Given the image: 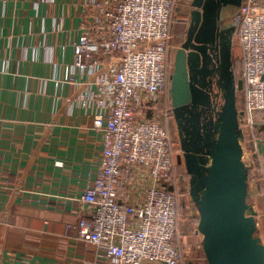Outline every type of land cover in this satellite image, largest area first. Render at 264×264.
I'll return each mask as SVG.
<instances>
[{
  "label": "built area",
  "instance_id": "2783aa9c",
  "mask_svg": "<svg viewBox=\"0 0 264 264\" xmlns=\"http://www.w3.org/2000/svg\"><path fill=\"white\" fill-rule=\"evenodd\" d=\"M175 2L84 5L75 59L65 69L66 81L87 87L78 98L102 134L96 179L70 197L79 206L77 245L90 255L84 264H179L182 259L179 195L169 189L180 150L165 125L173 108L164 97L173 66ZM234 20L245 98L238 116L252 134H264V0H243ZM77 74L88 80L79 81ZM253 140L260 151L264 138Z\"/></svg>",
  "mask_w": 264,
  "mask_h": 264
},
{
  "label": "crops",
  "instance_id": "0c3cea01",
  "mask_svg": "<svg viewBox=\"0 0 264 264\" xmlns=\"http://www.w3.org/2000/svg\"><path fill=\"white\" fill-rule=\"evenodd\" d=\"M88 1L0 0V264L90 257L77 245L79 206L70 197L96 179L102 134L78 98L87 87L65 80ZM258 160L248 201L264 234V143Z\"/></svg>",
  "mask_w": 264,
  "mask_h": 264
},
{
  "label": "water",
  "instance_id": "95a60500",
  "mask_svg": "<svg viewBox=\"0 0 264 264\" xmlns=\"http://www.w3.org/2000/svg\"><path fill=\"white\" fill-rule=\"evenodd\" d=\"M242 2L192 1L187 36L170 75L180 141L177 161L184 164L199 202L198 231L209 264H264V242L250 212L249 169L238 122L237 92L244 81L233 70L234 12ZM215 80L225 89L219 130L213 114L220 95L214 94Z\"/></svg>",
  "mask_w": 264,
  "mask_h": 264
},
{
  "label": "rangeland",
  "instance_id": "374dc122",
  "mask_svg": "<svg viewBox=\"0 0 264 264\" xmlns=\"http://www.w3.org/2000/svg\"><path fill=\"white\" fill-rule=\"evenodd\" d=\"M192 1L193 0H176L175 2L174 12H173V23H172L173 38L170 43V62L173 65L171 66L170 70H172V72L174 69L176 51L185 41V38L187 36V30L191 18V11L194 9V6L192 5ZM179 10H181V13H178ZM233 39H234L233 40V64H234L233 70L236 76L237 73L238 75L240 74L241 76L242 75V68L240 63L241 51L238 45L237 36L234 35ZM221 77L220 75H218L217 80L222 79ZM217 80H215V86H216V92L220 93L219 95L220 99L218 97L219 105L216 108L215 119H216V130H219L222 120L219 113H221L225 105V89L224 87L223 88L218 87L219 85L217 83ZM170 85L171 83H169L167 92L165 93L164 96L166 97L165 100L168 103V107H172ZM236 101L238 108L244 109L245 98H244V92L242 90L238 91ZM171 119L175 120L174 116ZM238 122L241 123V126L239 127L240 133L242 132L241 143L246 150L243 159L246 163V166L248 165L249 167L250 182L255 183V177H258L259 175L260 165H258L257 162L259 150H256L255 145H253V142H251L250 139L245 137V135L243 137V133L245 134V131L246 133L247 131H249V129H247V126L245 127V125L247 124V120H244L243 122L242 120L238 119ZM169 131L175 150L176 151L180 150L179 133H178L176 121L171 122V129L169 128ZM250 135H251L250 138L252 139H254L255 137L258 138L261 137L259 132L255 134H252L250 132ZM262 136L264 137V134ZM173 183H174L173 186L179 195V204H180L177 241L182 253V259L179 264H209L203 248V234L198 231L199 216H196V214H198V211L195 208L193 200L190 195V176L187 173L184 164H179L177 158H176V165L174 170ZM249 203L253 204L252 201ZM262 232L263 231L260 230V226H259V230L257 234L262 238V241L264 242V234Z\"/></svg>",
  "mask_w": 264,
  "mask_h": 264
},
{
  "label": "trees",
  "instance_id": "16d2710c",
  "mask_svg": "<svg viewBox=\"0 0 264 264\" xmlns=\"http://www.w3.org/2000/svg\"><path fill=\"white\" fill-rule=\"evenodd\" d=\"M172 22H173V17H172ZM238 70V69H237ZM237 73V72H236ZM239 73H240V70H239ZM234 74H235V72H234ZM235 77H236V79H239V78H241V76H240V74L238 75V73H237V76H236V74H235ZM238 93V92H237ZM166 105H168V103H167V101H166ZM260 133V136H262L263 135V132H259ZM259 136V137H260ZM257 162H258V165H259V160H258V158H257ZM169 189H171L172 191H176V189L174 188V186L172 187V188H169Z\"/></svg>",
  "mask_w": 264,
  "mask_h": 264
},
{
  "label": "flooded vegetation",
  "instance_id": "af4514ba",
  "mask_svg": "<svg viewBox=\"0 0 264 264\" xmlns=\"http://www.w3.org/2000/svg\"><path fill=\"white\" fill-rule=\"evenodd\" d=\"M233 67H234V64H233ZM170 83H171V80H170ZM215 93H218V92H216V88H215V92H214V94H215ZM218 97H219V96H217L216 99H218ZM214 98H215V96H214ZM209 113H210V111L207 112V115H208ZM213 113H214V111H213ZM172 115L174 116V114H172Z\"/></svg>",
  "mask_w": 264,
  "mask_h": 264
}]
</instances>
